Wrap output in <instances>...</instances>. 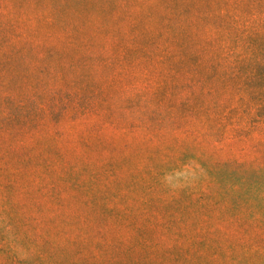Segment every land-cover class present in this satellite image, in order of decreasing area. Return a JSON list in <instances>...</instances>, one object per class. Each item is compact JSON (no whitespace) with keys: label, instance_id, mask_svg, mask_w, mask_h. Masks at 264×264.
<instances>
[{"label":"rangeland","instance_id":"obj_1","mask_svg":"<svg viewBox=\"0 0 264 264\" xmlns=\"http://www.w3.org/2000/svg\"><path fill=\"white\" fill-rule=\"evenodd\" d=\"M99 29L100 19L81 6L0 0V63L11 62L8 46L23 54L12 58V70L0 67V194L12 189L10 196L53 231L43 264H227L174 260L167 248L188 241L176 231L203 227L227 205L224 182L248 178L250 167L264 164V144L236 139L210 155L211 144L198 150L181 137L176 150L151 149L143 130L114 122L118 109L133 111L124 96L151 78L142 67L100 61L103 49L119 55V48L116 35ZM178 157L189 164L182 172L161 167ZM228 157L246 169L209 171L213 159ZM196 161L204 166L193 169ZM9 256L0 253V262Z\"/></svg>","mask_w":264,"mask_h":264},{"label":"trees","instance_id":"obj_2","mask_svg":"<svg viewBox=\"0 0 264 264\" xmlns=\"http://www.w3.org/2000/svg\"><path fill=\"white\" fill-rule=\"evenodd\" d=\"M57 1L59 10L83 7L100 19V31L116 35L119 55L103 49L100 61L142 67L141 75L151 78L124 96L123 105L133 111L128 115L118 109L114 121L135 133L143 130L151 149L166 144L176 150L184 145L181 137L190 138L198 150L211 144L210 155L219 143L236 139L264 144V0ZM4 55L11 62L0 67L9 70L12 58H23L21 49L13 52L10 46ZM179 157L160 165L171 174L182 172L189 164ZM196 162L193 169L204 166ZM229 165L231 172L246 169L228 157L213 159L209 171ZM248 171V178L224 182L227 205L209 215L203 227L176 231L189 239L168 245L174 260L264 264V164ZM11 194H0V253L10 252L9 261L0 264H43L44 250L56 241L53 231Z\"/></svg>","mask_w":264,"mask_h":264}]
</instances>
